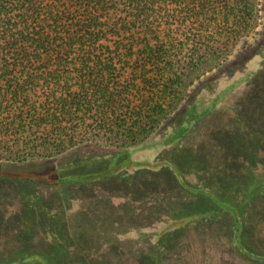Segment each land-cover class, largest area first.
Returning <instances> with one entry per match:
<instances>
[{"label": "rangeland", "instance_id": "1", "mask_svg": "<svg viewBox=\"0 0 264 264\" xmlns=\"http://www.w3.org/2000/svg\"><path fill=\"white\" fill-rule=\"evenodd\" d=\"M261 17L145 142L0 160V264H208L201 249L230 264L208 222L228 213L235 241L241 197L264 185V0Z\"/></svg>", "mask_w": 264, "mask_h": 264}, {"label": "trees", "instance_id": "2", "mask_svg": "<svg viewBox=\"0 0 264 264\" xmlns=\"http://www.w3.org/2000/svg\"><path fill=\"white\" fill-rule=\"evenodd\" d=\"M261 20V0H0V160L145 142ZM262 185L241 197L235 241L228 213L208 222L230 264H264L242 250L264 256Z\"/></svg>", "mask_w": 264, "mask_h": 264}]
</instances>
